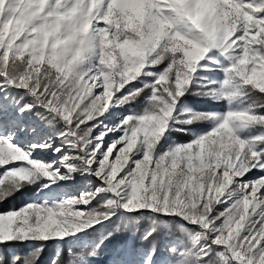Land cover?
<instances>
[{"label": "snow or ice", "instance_id": "obj_1", "mask_svg": "<svg viewBox=\"0 0 264 264\" xmlns=\"http://www.w3.org/2000/svg\"><path fill=\"white\" fill-rule=\"evenodd\" d=\"M0 264H264V0H0Z\"/></svg>", "mask_w": 264, "mask_h": 264}, {"label": "trees", "instance_id": "obj_2", "mask_svg": "<svg viewBox=\"0 0 264 264\" xmlns=\"http://www.w3.org/2000/svg\"><path fill=\"white\" fill-rule=\"evenodd\" d=\"M24 197L22 195H17L12 199L7 200L6 202L0 204V211H5L13 206H19V204L23 201Z\"/></svg>", "mask_w": 264, "mask_h": 264}]
</instances>
